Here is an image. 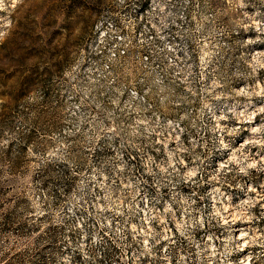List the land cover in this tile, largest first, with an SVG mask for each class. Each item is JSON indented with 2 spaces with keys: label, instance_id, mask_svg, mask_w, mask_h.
Here are the masks:
<instances>
[{
  "label": "rangeland",
  "instance_id": "374dc122",
  "mask_svg": "<svg viewBox=\"0 0 264 264\" xmlns=\"http://www.w3.org/2000/svg\"><path fill=\"white\" fill-rule=\"evenodd\" d=\"M111 1L0 0V264L264 262V0H161L155 48L205 49L142 131L75 67Z\"/></svg>",
  "mask_w": 264,
  "mask_h": 264
},
{
  "label": "built area",
  "instance_id": "2783aa9c",
  "mask_svg": "<svg viewBox=\"0 0 264 264\" xmlns=\"http://www.w3.org/2000/svg\"><path fill=\"white\" fill-rule=\"evenodd\" d=\"M160 6L161 0H112L97 18L93 33L75 64L85 78L109 77L116 69L127 71L131 81L125 99L133 107L125 112L113 110L112 115L130 118L127 128L131 131L157 129L148 124L151 118L171 120L174 129L185 128L179 119L160 108L163 96L152 97L149 91L164 89L168 82L165 66H175L184 57L196 59L197 53L205 49L169 48V44L167 48H155L157 35L149 21L157 16ZM215 53L221 55L222 48H216ZM133 77L148 86L144 90L139 88ZM122 98L120 95L114 102ZM111 129L116 130L117 126ZM240 261L250 264L251 258Z\"/></svg>",
  "mask_w": 264,
  "mask_h": 264
},
{
  "label": "bare ground",
  "instance_id": "6f19581e",
  "mask_svg": "<svg viewBox=\"0 0 264 264\" xmlns=\"http://www.w3.org/2000/svg\"><path fill=\"white\" fill-rule=\"evenodd\" d=\"M241 235H243V234H241ZM240 237V236H239Z\"/></svg>",
  "mask_w": 264,
  "mask_h": 264
}]
</instances>
